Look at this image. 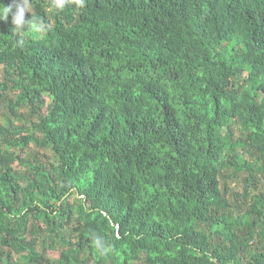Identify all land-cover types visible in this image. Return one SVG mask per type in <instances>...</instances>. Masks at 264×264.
Wrapping results in <instances>:
<instances>
[{
    "label": "trees",
    "instance_id": "1",
    "mask_svg": "<svg viewBox=\"0 0 264 264\" xmlns=\"http://www.w3.org/2000/svg\"><path fill=\"white\" fill-rule=\"evenodd\" d=\"M31 3L46 35L0 22V264H264V0Z\"/></svg>",
    "mask_w": 264,
    "mask_h": 264
},
{
    "label": "clouds",
    "instance_id": "2",
    "mask_svg": "<svg viewBox=\"0 0 264 264\" xmlns=\"http://www.w3.org/2000/svg\"><path fill=\"white\" fill-rule=\"evenodd\" d=\"M87 0H49V10L57 13L63 12L65 8L74 6L75 11L85 9ZM31 0H10L6 6L0 4V22L8 23L11 17V25L17 37L18 46H23L26 36L42 37L52 30L51 24L42 19L32 16ZM30 14V19L25 16ZM98 242L93 241L96 246Z\"/></svg>",
    "mask_w": 264,
    "mask_h": 264
},
{
    "label": "rangeland",
    "instance_id": "3",
    "mask_svg": "<svg viewBox=\"0 0 264 264\" xmlns=\"http://www.w3.org/2000/svg\"><path fill=\"white\" fill-rule=\"evenodd\" d=\"M51 157L50 154L45 153V157H42L41 160H43L44 162H46V158ZM237 187V183L235 182H231L229 184V188L233 189ZM75 200V196L71 197L70 201L73 202ZM46 258L49 259L51 262L55 263L59 257V251H53V250H48L46 252Z\"/></svg>",
    "mask_w": 264,
    "mask_h": 264
}]
</instances>
